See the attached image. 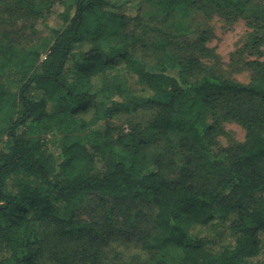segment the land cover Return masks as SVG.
Listing matches in <instances>:
<instances>
[{"label":"trees","instance_id":"1","mask_svg":"<svg viewBox=\"0 0 264 264\" xmlns=\"http://www.w3.org/2000/svg\"><path fill=\"white\" fill-rule=\"evenodd\" d=\"M263 45L264 0H0V264H264Z\"/></svg>","mask_w":264,"mask_h":264},{"label":"rangeland","instance_id":"2","mask_svg":"<svg viewBox=\"0 0 264 264\" xmlns=\"http://www.w3.org/2000/svg\"><path fill=\"white\" fill-rule=\"evenodd\" d=\"M146 4V7L142 6L143 10H145L144 12L147 14L154 12L155 7L149 3ZM117 9L127 14H134L136 10L134 6L131 7L129 4L118 3ZM196 20L200 23V26L207 27L211 31L207 45L212 49V56L208 60V63L216 67L219 66L231 78L247 81L249 77L248 70L245 67L239 68L241 64L237 63L235 65L233 62V60H244L246 58V51L242 54L236 52L243 45L246 31H248L244 21L240 19L227 20L216 14L202 18V20L197 17ZM260 51L262 52V58H264V45ZM248 57H253V55ZM225 129L229 134L227 136L222 135L219 140L221 145H226L231 141H242L244 139L245 131L239 124L228 122L225 124Z\"/></svg>","mask_w":264,"mask_h":264}]
</instances>
